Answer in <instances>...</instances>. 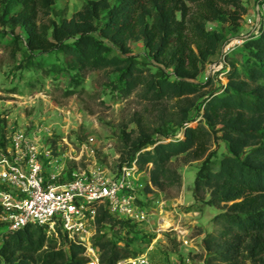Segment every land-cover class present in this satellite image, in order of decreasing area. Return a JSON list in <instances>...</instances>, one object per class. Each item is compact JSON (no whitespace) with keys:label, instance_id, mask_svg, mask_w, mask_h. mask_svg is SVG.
<instances>
[{"label":"trees","instance_id":"trees-1","mask_svg":"<svg viewBox=\"0 0 264 264\" xmlns=\"http://www.w3.org/2000/svg\"><path fill=\"white\" fill-rule=\"evenodd\" d=\"M55 1L0 0V46L12 53L22 50L28 60L34 51L60 53V67L76 73L111 71L113 88L126 93L139 87L153 101L184 96L178 123L182 135L127 134L120 163H129L138 152L137 168L161 186L179 183L169 164L172 156L184 152L192 159L204 157L194 193L202 199L206 192L208 203L224 206L213 217L214 231L202 238L205 264H264V13L258 32L242 41L241 57L224 56L226 82L203 99L201 117L189 123L195 118H186L193 102L187 95L210 83V78L200 84L194 80L224 39L206 23L237 25L246 12L243 0H83L69 17L57 19L51 17ZM137 40L156 71L139 65L130 46ZM213 137L224 142L220 157L209 150ZM105 222L116 220L100 209L93 243L99 264H115L131 252L127 242L119 246L105 230L99 232ZM117 222L125 226L128 221ZM0 231V264L87 261L82 246L68 243L60 232L48 235L40 225L7 230L0 223Z\"/></svg>","mask_w":264,"mask_h":264},{"label":"rangeland","instance_id":"rangeland-1","mask_svg":"<svg viewBox=\"0 0 264 264\" xmlns=\"http://www.w3.org/2000/svg\"><path fill=\"white\" fill-rule=\"evenodd\" d=\"M82 1L56 0L51 17H69ZM243 5L246 12L237 25L206 23L208 29L220 30L224 39L194 80L200 84L210 78V83L187 95L193 102L186 118H195L189 123L201 117L199 107L203 99L226 82L228 60L224 56L239 59L243 53L242 41L256 33L258 23H248L247 19L257 12L262 17L264 0H243ZM226 45L231 46L228 52L223 51ZM130 46L139 65L156 71L140 40L132 41ZM32 55L28 60L22 50L12 53L0 46V141L6 140L10 129L24 134L35 131L48 145L54 166H63L66 171L90 164L91 158L85 155V149L80 160L70 158L80 154L82 143L88 150L94 148L97 165L113 166L120 161V153L129 142L125 139L127 134L130 138H135L140 131L156 138L161 137L160 133L177 138L182 135L178 123L183 117L180 105L184 96L153 101L139 87L126 93L113 88L111 71L76 73L60 67V53L34 51ZM71 89L73 92L69 94ZM90 136L92 144L88 142ZM212 149L220 157L225 152L224 142L213 137L209 145V150ZM203 158L192 159L184 152L172 156L170 167L179 175V183L172 185H155L147 173L137 168L136 203L144 218L128 221L123 226L117 222L121 219L113 217L116 222L112 225L105 222L102 229L107 237L119 240L117 245L127 242L129 257L136 259L135 264H202L205 260L202 238L214 231L213 217L224 206L208 203L206 192L202 199L194 193V178ZM163 220H168L170 225L163 227Z\"/></svg>","mask_w":264,"mask_h":264},{"label":"built area","instance_id":"built-area-1","mask_svg":"<svg viewBox=\"0 0 264 264\" xmlns=\"http://www.w3.org/2000/svg\"><path fill=\"white\" fill-rule=\"evenodd\" d=\"M260 15L257 12L247 19L258 23L256 33ZM230 47L226 45L223 51ZM88 142L92 144L91 136ZM81 148L79 155L70 158L80 160L85 149L90 164L63 171V166H54L48 145L35 131L24 134L10 129L0 144V223L7 230L31 223L42 226L48 235L60 232L68 243L82 246L85 264H99V251L93 243L99 210L130 222L144 218L136 203L138 152L129 163L117 160L113 166H99L94 148L88 150L85 143ZM135 260L126 257L115 264H135Z\"/></svg>","mask_w":264,"mask_h":264},{"label":"bare ground","instance_id":"bare-ground-1","mask_svg":"<svg viewBox=\"0 0 264 264\" xmlns=\"http://www.w3.org/2000/svg\"><path fill=\"white\" fill-rule=\"evenodd\" d=\"M170 225V222L168 220H163V227H168Z\"/></svg>","mask_w":264,"mask_h":264}]
</instances>
